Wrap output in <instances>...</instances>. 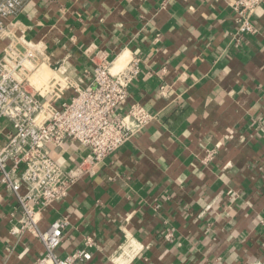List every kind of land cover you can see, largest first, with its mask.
<instances>
[{
    "label": "crops",
    "instance_id": "obj_1",
    "mask_svg": "<svg viewBox=\"0 0 264 264\" xmlns=\"http://www.w3.org/2000/svg\"><path fill=\"white\" fill-rule=\"evenodd\" d=\"M234 1L34 0L20 16L15 37L63 76L86 79L102 54L113 72L138 59L117 113L140 104L154 116L42 213L43 230L69 222L61 258L91 238V259L75 264H114L133 240L130 264H264V0L241 47ZM88 153L69 141L59 160L69 170ZM21 218L0 186V264L44 254Z\"/></svg>",
    "mask_w": 264,
    "mask_h": 264
},
{
    "label": "built area",
    "instance_id": "obj_2",
    "mask_svg": "<svg viewBox=\"0 0 264 264\" xmlns=\"http://www.w3.org/2000/svg\"><path fill=\"white\" fill-rule=\"evenodd\" d=\"M33 2L0 0V41L8 40L0 51V186L21 209L18 233H31L44 248L36 264H75L91 259L92 239H86L83 249L61 258L57 251L69 222L59 218L43 230L42 213L66 199L78 180L94 176L154 116L140 104L131 105L124 115L117 113L140 74L138 59L113 72L115 59L102 54L93 60L86 79H75L50 69L37 44L15 37L20 16ZM262 2L234 1L237 46H242L246 35L256 33L253 18ZM69 141L89 153L76 167L65 170L59 151ZM141 248L134 240L128 242L113 263L130 264Z\"/></svg>",
    "mask_w": 264,
    "mask_h": 264
}]
</instances>
